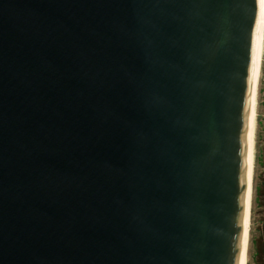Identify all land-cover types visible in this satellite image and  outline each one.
Returning <instances> with one entry per match:
<instances>
[{"label": "water", "instance_id": "water-1", "mask_svg": "<svg viewBox=\"0 0 264 264\" xmlns=\"http://www.w3.org/2000/svg\"><path fill=\"white\" fill-rule=\"evenodd\" d=\"M254 10L0 0V264H239Z\"/></svg>", "mask_w": 264, "mask_h": 264}, {"label": "rangeland", "instance_id": "rangeland-1", "mask_svg": "<svg viewBox=\"0 0 264 264\" xmlns=\"http://www.w3.org/2000/svg\"><path fill=\"white\" fill-rule=\"evenodd\" d=\"M255 109L254 157L246 264H256V247L264 242V194L263 190L260 192L255 190V187H261V184L264 183V32Z\"/></svg>", "mask_w": 264, "mask_h": 264}, {"label": "bare ground", "instance_id": "bare-ground-1", "mask_svg": "<svg viewBox=\"0 0 264 264\" xmlns=\"http://www.w3.org/2000/svg\"><path fill=\"white\" fill-rule=\"evenodd\" d=\"M264 32V17L259 16V9L257 11V19L253 34L252 45V61L249 82V126L247 133V178L248 186L246 190L245 199V213H244V228L242 238V248L239 264H246L247 262V247L249 236V223H250V206H251V185H252V170H253V150H254V131H255V105H256V90L260 73L261 59H262V44Z\"/></svg>", "mask_w": 264, "mask_h": 264}, {"label": "trees", "instance_id": "trees-1", "mask_svg": "<svg viewBox=\"0 0 264 264\" xmlns=\"http://www.w3.org/2000/svg\"><path fill=\"white\" fill-rule=\"evenodd\" d=\"M255 190L257 192L262 191L264 194V183L261 184V187H255ZM255 263L256 264H264V242L257 245L256 251H255Z\"/></svg>", "mask_w": 264, "mask_h": 264}, {"label": "snow or ice", "instance_id": "snow-or-ice-1", "mask_svg": "<svg viewBox=\"0 0 264 264\" xmlns=\"http://www.w3.org/2000/svg\"><path fill=\"white\" fill-rule=\"evenodd\" d=\"M254 6H255V10H254V14H253V28L255 26V19L257 17V6L259 9V16L264 17V0H254Z\"/></svg>", "mask_w": 264, "mask_h": 264}]
</instances>
